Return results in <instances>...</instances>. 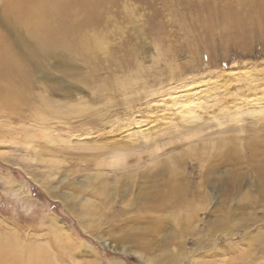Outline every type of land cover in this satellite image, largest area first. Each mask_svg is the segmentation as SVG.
<instances>
[{
	"label": "rangeland",
	"instance_id": "1",
	"mask_svg": "<svg viewBox=\"0 0 264 264\" xmlns=\"http://www.w3.org/2000/svg\"><path fill=\"white\" fill-rule=\"evenodd\" d=\"M61 2L93 47L69 96L0 112V238L56 264H264V0Z\"/></svg>",
	"mask_w": 264,
	"mask_h": 264
},
{
	"label": "bare ground",
	"instance_id": "2",
	"mask_svg": "<svg viewBox=\"0 0 264 264\" xmlns=\"http://www.w3.org/2000/svg\"><path fill=\"white\" fill-rule=\"evenodd\" d=\"M0 1L4 2L5 11L0 17L3 28H0V112L15 114L20 106L33 100H40L47 106L50 101L45 94L48 93L56 92L59 95L69 96L65 79L66 76L68 78L75 74L67 67L68 53L73 51L78 54L80 48L89 50L93 47L91 46L93 44L88 43L87 34L82 32L87 24L84 25L82 22L78 25L76 18L70 16V5L65 3L63 5L61 0ZM79 1L81 4H75L77 8L79 6L81 10L92 12L86 7L85 0ZM91 18L92 15L87 14L84 22H90ZM52 59L56 62L54 67H52ZM56 67L57 73L51 71V68ZM37 75L40 76L43 86L41 93L30 90L34 76L37 79ZM120 159L121 157H116L112 163L118 165L123 160ZM259 175L264 177V169L260 170ZM91 178L98 179L99 174H93ZM174 179L172 178L167 185L170 187L169 196L173 198L177 197L178 192L184 191V187L176 180L174 182ZM171 183L174 184L170 185ZM8 240L0 238V264H56L46 249L32 245L26 248ZM54 242L62 249L63 243L58 237ZM26 249L29 253L27 259L23 257L25 255L23 251L27 252ZM146 261L149 263L152 260L149 258Z\"/></svg>",
	"mask_w": 264,
	"mask_h": 264
}]
</instances>
